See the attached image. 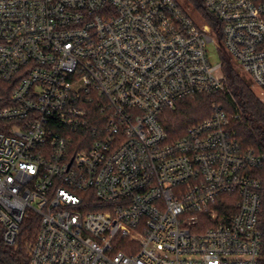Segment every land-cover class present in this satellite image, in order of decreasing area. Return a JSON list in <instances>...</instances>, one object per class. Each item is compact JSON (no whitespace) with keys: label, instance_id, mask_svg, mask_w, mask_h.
Returning <instances> with one entry per match:
<instances>
[{"label":"built area","instance_id":"1","mask_svg":"<svg viewBox=\"0 0 264 264\" xmlns=\"http://www.w3.org/2000/svg\"><path fill=\"white\" fill-rule=\"evenodd\" d=\"M0 0V229L31 264H260L264 151L220 106L172 140L166 110L225 86L264 103V0ZM238 116H236L237 118Z\"/></svg>","mask_w":264,"mask_h":264},{"label":"trees","instance_id":"2","mask_svg":"<svg viewBox=\"0 0 264 264\" xmlns=\"http://www.w3.org/2000/svg\"><path fill=\"white\" fill-rule=\"evenodd\" d=\"M185 8L198 12L201 19L209 24L215 35L219 34V20L209 12L203 0H184ZM225 86L211 95L197 96L177 104L175 109L166 110L162 117L164 128L172 140L182 138L188 129L209 118L215 106H220L230 118V128L236 132L245 148L264 151V103L252 89L251 80L236 66L232 57L222 48L219 51ZM236 116H238L236 118ZM40 229L38 218H28L14 246L3 241L0 229V264H31V249ZM260 229L263 232L262 258L264 264V191L262 192V210Z\"/></svg>","mask_w":264,"mask_h":264},{"label":"rangeland","instance_id":"3","mask_svg":"<svg viewBox=\"0 0 264 264\" xmlns=\"http://www.w3.org/2000/svg\"><path fill=\"white\" fill-rule=\"evenodd\" d=\"M182 1L184 2V0H182ZM192 15L198 21L199 20H202L198 12H195V11L192 10ZM208 56H209V60L213 64H218L219 62H221L220 54H219V51L217 50V47H216V44L215 43L209 44V46H208ZM252 89L255 92V94H257V95L260 94V90L257 87H252Z\"/></svg>","mask_w":264,"mask_h":264}]
</instances>
